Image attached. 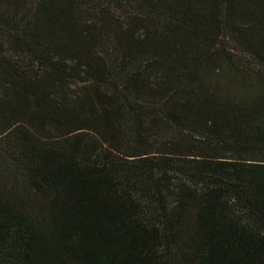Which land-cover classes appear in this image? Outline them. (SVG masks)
I'll return each instance as SVG.
<instances>
[{
    "label": "trees",
    "instance_id": "trees-1",
    "mask_svg": "<svg viewBox=\"0 0 264 264\" xmlns=\"http://www.w3.org/2000/svg\"><path fill=\"white\" fill-rule=\"evenodd\" d=\"M0 264H264V0H0Z\"/></svg>",
    "mask_w": 264,
    "mask_h": 264
}]
</instances>
